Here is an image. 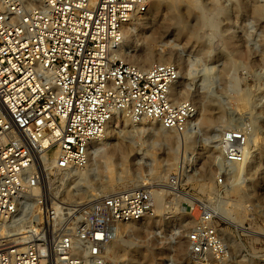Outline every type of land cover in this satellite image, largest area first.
I'll return each instance as SVG.
<instances>
[{"label":"rangeland","instance_id":"1","mask_svg":"<svg viewBox=\"0 0 264 264\" xmlns=\"http://www.w3.org/2000/svg\"><path fill=\"white\" fill-rule=\"evenodd\" d=\"M156 2L159 9L148 14L145 29L136 30L135 43L138 49L168 54L169 63L180 65L177 103L192 104L197 114L208 102L214 124L208 130L190 126L187 137L166 132L174 139L169 146L157 141L156 124L132 127L118 117L108 147L93 157L90 168L68 173L45 168L43 177L35 169L37 180L26 186L27 196L36 187L35 199L67 211L48 230L59 235L79 221L88 223L109 196L144 193L152 209L147 218L159 223L135 236L122 227L105 250L109 263L264 264V0ZM232 135H237L233 145L243 161L238 167L226 163L223 153V140ZM171 151L173 164L166 168ZM195 154H200L196 163H186ZM203 171L209 176L203 177ZM63 190L67 202L57 195ZM152 191L162 194L159 213ZM196 228L221 235L224 245L214 252L221 256H193L188 240ZM179 245L185 247L184 257ZM111 246L119 254L108 251Z\"/></svg>","mask_w":264,"mask_h":264},{"label":"built area","instance_id":"2","mask_svg":"<svg viewBox=\"0 0 264 264\" xmlns=\"http://www.w3.org/2000/svg\"><path fill=\"white\" fill-rule=\"evenodd\" d=\"M148 9L147 0H0V225L29 212L30 168L34 175L85 168L89 144L104 138L114 118L182 134L191 126L194 106L170 97L176 65L141 69L117 55L128 25ZM237 139L223 140L226 163L236 167L243 163ZM151 214L144 193L112 195L88 223L48 232L27 250L0 242V264H114L105 259L108 243ZM220 236L196 228L188 240L193 256H221L214 253L224 245Z\"/></svg>","mask_w":264,"mask_h":264},{"label":"bare ground","instance_id":"3","mask_svg":"<svg viewBox=\"0 0 264 264\" xmlns=\"http://www.w3.org/2000/svg\"><path fill=\"white\" fill-rule=\"evenodd\" d=\"M158 0H155L154 3L152 1H148V13L146 15H142L134 19L127 27L124 33V39L120 43L117 49V55L120 57L121 60L127 61L132 63L134 66L139 67L141 69H148L154 64H162V63H169V55L168 54H163V52L156 53L152 50L149 49H138L137 44L135 43L137 37L136 30L138 28H146V25L149 24L150 19L147 17L148 14H151L152 12H156L157 9H159ZM174 18V15H172ZM175 64L179 70H181L180 65L177 62H171ZM181 73V71H180ZM181 78L179 81L175 84V86L172 88L170 97L174 103H177L178 100L181 97V88L182 85L180 83ZM180 89V90H179ZM211 107L209 106L208 102L201 103V109H197V114L196 117L192 123L191 126L197 127L199 129H204L208 130L211 128V126L214 124L213 117L211 116ZM128 122V121H127ZM117 118H114L112 121H110L105 128V136L102 140L100 141H93L89 144L88 146V163H87V168H90L93 164V157H97L99 152L103 151V148L108 147L110 137H112L113 131L115 130L117 126ZM152 124H156V129L158 128V133L156 134V139L159 142H163L164 144L171 145L174 141L173 136L167 135L166 132L172 133L171 131H166L164 130L158 123L151 122ZM150 124V123H149ZM152 126V125H149ZM191 127H189L183 134L187 137L190 133ZM161 130H163L161 132ZM232 137H237V135H232ZM113 148L107 149L109 154L113 153ZM170 151V149H169ZM218 152H220L218 150ZM200 154H195L193 155L186 163L188 162L191 166L193 163H196V161L199 159L198 156ZM175 157L174 152H168L167 153V164L165 165L166 168L171 167L173 164L172 162L170 163L169 160L173 161ZM210 158V157H209ZM93 168V167H92ZM90 170H94L93 169ZM89 170V171H90ZM38 173L42 174L43 177V170L42 168H37ZM76 171V170H74ZM27 173V172H26ZM29 175L27 178L25 177V183L26 186L31 187L32 185L36 183V177L34 175L33 168H30L28 171ZM203 177L209 176V174L206 171H203L202 174ZM77 181V179H75ZM30 185V186H29ZM29 194L32 195V199H34V202L30 206L29 212L22 217L18 218L13 223H7V224H1L0 225V242L5 243L6 245L10 244H16L17 246L21 247L22 249H28L35 244L33 242L42 239L44 235H47L49 232V228L55 227L57 224H60L63 219L60 218V216L66 214L67 211L63 212L64 209L56 205L55 203H51L47 205V201L44 198L42 202V206H39V200L35 199L33 196H35L37 192V188L33 187L28 190ZM65 191L58 192L57 195L60 196L62 200L67 202L65 200ZM151 196L153 197V200L156 205V212H160V207H161V198L162 194L161 192L158 191H152L150 192ZM100 194H103L102 191H100ZM98 195H95L92 197H97ZM43 197H49L46 193ZM101 197V196H100ZM234 207H237L236 204H232ZM222 217V216H220ZM79 219V218H78ZM74 219V220H78ZM149 218L142 219L138 222H131L123 226V230L128 232L131 236H135V234L139 231V229L142 228H149L152 226H157L159 221L156 219H151L148 220ZM227 219V218H226ZM45 232V233H44ZM9 242V243H7ZM111 253L113 254H119V251H115V247L111 246L108 248ZM114 249V250H113ZM178 254L181 257H184L186 255L185 247L182 245L178 246ZM146 255H144L145 257ZM148 257V255H147Z\"/></svg>","mask_w":264,"mask_h":264}]
</instances>
